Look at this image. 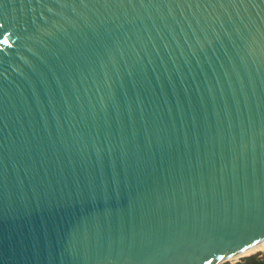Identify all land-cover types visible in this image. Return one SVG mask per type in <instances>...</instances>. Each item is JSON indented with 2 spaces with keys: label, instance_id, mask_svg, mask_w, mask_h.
I'll return each mask as SVG.
<instances>
[{
  "label": "water",
  "instance_id": "1",
  "mask_svg": "<svg viewBox=\"0 0 264 264\" xmlns=\"http://www.w3.org/2000/svg\"><path fill=\"white\" fill-rule=\"evenodd\" d=\"M261 244L264 0H0V264Z\"/></svg>",
  "mask_w": 264,
  "mask_h": 264
},
{
  "label": "bare ground",
  "instance_id": "2",
  "mask_svg": "<svg viewBox=\"0 0 264 264\" xmlns=\"http://www.w3.org/2000/svg\"><path fill=\"white\" fill-rule=\"evenodd\" d=\"M263 252H264V244H261L259 246H256V247L252 248L251 250H249L247 252H244L243 254H241V255H239L237 257L232 258L231 260L233 262H236V259L246 258V257L251 256V255H256L257 253H260L261 254Z\"/></svg>",
  "mask_w": 264,
  "mask_h": 264
},
{
  "label": "trees",
  "instance_id": "3",
  "mask_svg": "<svg viewBox=\"0 0 264 264\" xmlns=\"http://www.w3.org/2000/svg\"><path fill=\"white\" fill-rule=\"evenodd\" d=\"M260 253H257L256 255H258ZM256 255H251V256H248V258L246 257L245 260H244V263H239V264H249L254 262V264H264V263H261V261L259 259H255V256Z\"/></svg>",
  "mask_w": 264,
  "mask_h": 264
},
{
  "label": "snow or ice",
  "instance_id": "4",
  "mask_svg": "<svg viewBox=\"0 0 264 264\" xmlns=\"http://www.w3.org/2000/svg\"><path fill=\"white\" fill-rule=\"evenodd\" d=\"M7 42H8V41L5 40V43H7ZM257 238H260V237H253L252 240L245 241V244L251 243L253 240H255V239H257ZM245 244H240V245H238V246H236V247H233V248L231 249V251H232V252L239 251L240 249H242V248L245 246Z\"/></svg>",
  "mask_w": 264,
  "mask_h": 264
},
{
  "label": "rangeland",
  "instance_id": "5",
  "mask_svg": "<svg viewBox=\"0 0 264 264\" xmlns=\"http://www.w3.org/2000/svg\"><path fill=\"white\" fill-rule=\"evenodd\" d=\"M255 259H259L261 261V259L259 258V254L255 256ZM244 260H245V258L240 259L239 261H236V262H233V263H226V264H239V263H244ZM261 263H263V262L261 261ZM248 264H249V262H248ZM250 264H254V262H252Z\"/></svg>",
  "mask_w": 264,
  "mask_h": 264
},
{
  "label": "built area",
  "instance_id": "6",
  "mask_svg": "<svg viewBox=\"0 0 264 264\" xmlns=\"http://www.w3.org/2000/svg\"><path fill=\"white\" fill-rule=\"evenodd\" d=\"M259 258L261 259V261L264 263V252L259 254Z\"/></svg>",
  "mask_w": 264,
  "mask_h": 264
}]
</instances>
